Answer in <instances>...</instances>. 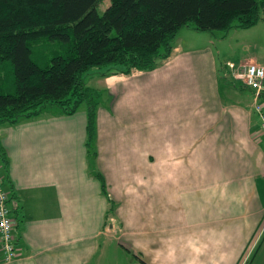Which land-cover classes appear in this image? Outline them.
I'll return each instance as SVG.
<instances>
[{
  "label": "crops",
  "instance_id": "crops-1",
  "mask_svg": "<svg viewBox=\"0 0 264 264\" xmlns=\"http://www.w3.org/2000/svg\"><path fill=\"white\" fill-rule=\"evenodd\" d=\"M185 46L176 38L152 70L90 77L93 155L86 106L0 124L17 219L16 255L0 244V264H264V134L226 67L264 56L218 66Z\"/></svg>",
  "mask_w": 264,
  "mask_h": 264
},
{
  "label": "trees",
  "instance_id": "trees-1",
  "mask_svg": "<svg viewBox=\"0 0 264 264\" xmlns=\"http://www.w3.org/2000/svg\"><path fill=\"white\" fill-rule=\"evenodd\" d=\"M101 2L0 0V124L49 109L72 114L85 103V145L93 155L100 93L86 80L92 67L105 68L90 77L152 70L170 56L182 27L227 31L264 19V0H109L98 12ZM44 38L56 48L37 55L30 45ZM90 173L107 195L93 162Z\"/></svg>",
  "mask_w": 264,
  "mask_h": 264
},
{
  "label": "rangeland",
  "instance_id": "rangeland-1",
  "mask_svg": "<svg viewBox=\"0 0 264 264\" xmlns=\"http://www.w3.org/2000/svg\"><path fill=\"white\" fill-rule=\"evenodd\" d=\"M108 4L109 0H102V2L97 7L98 12H102ZM261 21L263 20H260L258 23H263ZM259 27L260 26L257 25L255 28H230L227 31L220 29L211 31H196L190 27H182L177 33V42L183 46L190 45L199 49L208 48L214 54L217 65L220 66L225 63V61H236L237 59L242 58V54L245 55L243 58H247L246 54L251 53H260L264 56V29ZM54 43H57V41H51L44 38L31 43L30 46L36 50L34 52H37L38 55L49 52L53 48H56V44ZM104 68L105 67H92V69L88 71L90 73L86 76L88 85H90V75L96 74L98 71H103ZM232 79L241 83V79L239 78L233 77ZM242 90L246 94L250 93V90L246 87H244ZM80 106L83 107L86 105L85 103H81ZM45 111L46 110H43L39 115L45 117Z\"/></svg>",
  "mask_w": 264,
  "mask_h": 264
},
{
  "label": "built area",
  "instance_id": "built-area-1",
  "mask_svg": "<svg viewBox=\"0 0 264 264\" xmlns=\"http://www.w3.org/2000/svg\"><path fill=\"white\" fill-rule=\"evenodd\" d=\"M234 72L236 78L254 92L253 108L260 118V127L264 133V65L256 62H247L240 65ZM8 191L3 186L0 176V241L5 260L16 254L12 228L15 223L7 205Z\"/></svg>",
  "mask_w": 264,
  "mask_h": 264
}]
</instances>
